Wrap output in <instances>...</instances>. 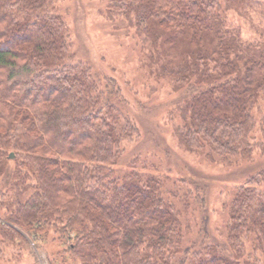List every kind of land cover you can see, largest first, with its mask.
Here are the masks:
<instances>
[{"label": "trees", "instance_id": "trees-1", "mask_svg": "<svg viewBox=\"0 0 264 264\" xmlns=\"http://www.w3.org/2000/svg\"><path fill=\"white\" fill-rule=\"evenodd\" d=\"M56 1L0 0V259L20 239L54 245L50 264H264V168L234 185L215 241L198 186L141 172L138 156L119 166L141 130L117 81L73 59ZM100 1L183 93L180 145L226 164L264 155V0ZM230 11L256 14L261 39L244 40ZM191 199L203 215L188 240Z\"/></svg>", "mask_w": 264, "mask_h": 264}, {"label": "rangeland", "instance_id": "rangeland-1", "mask_svg": "<svg viewBox=\"0 0 264 264\" xmlns=\"http://www.w3.org/2000/svg\"><path fill=\"white\" fill-rule=\"evenodd\" d=\"M55 8L68 27L73 59L85 62L101 76L117 81L128 103L127 111L136 119L141 130L138 141L125 145V152L118 165L123 166L138 156L136 168L141 172L157 175L170 171L173 176L171 181L176 182L178 187L185 189V185L190 184L192 186L189 187L196 192L195 186H198L209 218V236L215 241L222 239L226 219L222 203L228 201L234 185L264 168V155L257 151L252 160L226 164L219 159L215 162L207 161L202 155L188 151L180 145L172 131L174 120L177 119L170 118V112L175 111L183 93L174 91L166 81L157 80L151 75L147 57L141 52L140 43L132 37V31L126 33L118 28V20L109 21L100 0H57ZM230 13L234 14L231 15L234 21L241 24L244 40L250 42L261 39V24L256 14L250 12L251 18L243 20L235 12ZM145 49V52L149 51L148 43ZM179 176L189 184L181 183ZM2 183L0 180V188L3 187ZM168 187L174 189L171 183ZM179 207L182 210L186 207L189 211L185 214L192 228L188 240H193L199 236L203 211L196 199L189 200L187 204L179 203ZM4 208L0 207L1 219ZM15 242L21 243L13 245ZM15 242L12 246L3 247L4 258L0 259V264H50L49 258L56 252L54 245L45 249L37 248L30 241L29 246H25L20 239ZM19 252L21 254L16 255ZM11 256L22 257L19 261L8 260Z\"/></svg>", "mask_w": 264, "mask_h": 264}, {"label": "water", "instance_id": "water-1", "mask_svg": "<svg viewBox=\"0 0 264 264\" xmlns=\"http://www.w3.org/2000/svg\"><path fill=\"white\" fill-rule=\"evenodd\" d=\"M12 156H13V154L11 153V154H10V157H12Z\"/></svg>", "mask_w": 264, "mask_h": 264}]
</instances>
